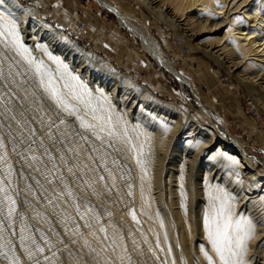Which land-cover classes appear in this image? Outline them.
Wrapping results in <instances>:
<instances>
[{"label":"bare ground","instance_id":"1","mask_svg":"<svg viewBox=\"0 0 264 264\" xmlns=\"http://www.w3.org/2000/svg\"><path fill=\"white\" fill-rule=\"evenodd\" d=\"M135 1L264 106V0ZM99 2L124 20L116 6ZM0 14L15 20L23 45L0 35V198L8 211L15 209L13 183L20 193L17 223L0 211V264H152L156 238L171 264H221L206 225L220 204L215 196L227 197L234 220L243 216L254 226L245 264H264V171L242 139L210 130L184 104L113 70L34 7L3 0ZM128 26L163 67L191 84L147 34ZM73 83L91 95L74 93L66 86ZM22 106L32 118H21ZM14 244L19 263L6 254Z\"/></svg>","mask_w":264,"mask_h":264},{"label":"rangeland","instance_id":"2","mask_svg":"<svg viewBox=\"0 0 264 264\" xmlns=\"http://www.w3.org/2000/svg\"><path fill=\"white\" fill-rule=\"evenodd\" d=\"M19 1L34 7L47 23L69 34L85 52H93L113 70L128 75L159 98L184 104L210 130L222 128L242 139L246 145L243 150L251 155L257 169L264 171V106L258 103L256 93L237 81L227 69L210 61L201 51L187 48L188 42L175 26L157 20L135 0H106L117 7L124 20L99 0ZM127 24L147 34L160 54L191 84H184L163 67L148 51L145 41ZM22 108L21 118H32V112L29 114L30 110ZM47 109L46 114L50 113ZM7 128V134L11 135V127ZM10 140L18 141L14 136ZM13 193L15 209L11 215L8 207H4V198H0V211L6 210L2 219L10 224L17 223L20 201L17 182L13 183ZM124 210L131 219L143 224L133 209L129 213L124 206ZM59 217L60 211L54 220L58 222ZM154 245L150 248L152 264H171L166 246L157 238ZM15 248L16 244L6 254L14 263H19L21 258Z\"/></svg>","mask_w":264,"mask_h":264},{"label":"snow or ice","instance_id":"3","mask_svg":"<svg viewBox=\"0 0 264 264\" xmlns=\"http://www.w3.org/2000/svg\"><path fill=\"white\" fill-rule=\"evenodd\" d=\"M3 0H0L2 3ZM9 35L12 37L13 42L23 47L19 39V33L17 31V25L15 20L10 19L3 14H0V35ZM27 51V49H24ZM57 65L60 66L65 73H67V65H63L62 62L53 57ZM40 66H37V71L39 72ZM72 81L77 82L78 77L69 74ZM43 83V81H42ZM71 87L72 91L75 93L77 88L83 93L88 92L87 88L83 84L73 83L71 85H66ZM53 98L58 104H64V101L59 99L55 88L52 89ZM82 99V96H78ZM235 163V161H233ZM102 179V178H101ZM212 199L220 200L219 207L215 203L212 205V215L208 216L206 219V225L208 229V238L219 256L221 264H245L244 253L246 252V241L254 233V226L252 222L246 217H239L237 219L232 218L231 206L227 203V197L221 199L219 196L212 197ZM11 215V211L9 212ZM211 261V257H209Z\"/></svg>","mask_w":264,"mask_h":264}]
</instances>
